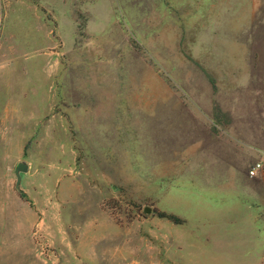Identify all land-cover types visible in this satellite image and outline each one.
I'll return each mask as SVG.
<instances>
[{"label": "rangeland", "instance_id": "1", "mask_svg": "<svg viewBox=\"0 0 264 264\" xmlns=\"http://www.w3.org/2000/svg\"><path fill=\"white\" fill-rule=\"evenodd\" d=\"M225 105L264 119V0H0V264H264Z\"/></svg>", "mask_w": 264, "mask_h": 264}, {"label": "crops", "instance_id": "2", "mask_svg": "<svg viewBox=\"0 0 264 264\" xmlns=\"http://www.w3.org/2000/svg\"><path fill=\"white\" fill-rule=\"evenodd\" d=\"M225 109L231 110V113H226L222 115L221 118H226L225 120H215L211 115L203 113V117L208 121L212 122V126H208L211 129L214 128L218 131V135L214 136L213 144L211 143L208 146V149L213 150L211 158L214 161V166L206 167V174H220V175H230L231 166L229 163L233 159L230 154H228V149L235 151V176H237L236 187H239L240 195H247V206L255 210L253 214V219H260L261 224H264V119L254 123L253 119H239L235 118V105L230 107L225 105ZM200 109L199 111H202ZM220 110V109H219ZM225 116V117H224ZM224 122V123H223ZM252 122L254 124H252ZM212 127V128H211ZM217 127V129H216ZM218 138H224L223 140H218ZM219 146H215L216 143H219ZM231 145L230 148H226ZM211 146V147H210ZM225 151V155L222 157L226 161V165H219L221 161V156L218 152ZM227 155L229 157H227ZM247 157V158H246ZM200 159L199 157H197ZM243 158V160H240ZM219 160V161H218ZM261 161L263 165L257 170L254 177H249L247 175V170L249 164ZM251 162V163H250ZM200 163V162H198ZM222 179V178H221ZM222 183V182H220ZM259 229H263L262 226H259Z\"/></svg>", "mask_w": 264, "mask_h": 264}, {"label": "built area", "instance_id": "3", "mask_svg": "<svg viewBox=\"0 0 264 264\" xmlns=\"http://www.w3.org/2000/svg\"><path fill=\"white\" fill-rule=\"evenodd\" d=\"M261 167V164L259 162L254 163L251 165L247 170V175L249 177H254L256 175L257 170Z\"/></svg>", "mask_w": 264, "mask_h": 264}, {"label": "water", "instance_id": "4", "mask_svg": "<svg viewBox=\"0 0 264 264\" xmlns=\"http://www.w3.org/2000/svg\"><path fill=\"white\" fill-rule=\"evenodd\" d=\"M25 169H26V165L24 163L20 162V163L17 164V166L15 168V172L17 174L19 171H23ZM145 211L148 212L149 209L148 208H145Z\"/></svg>", "mask_w": 264, "mask_h": 264}, {"label": "trees", "instance_id": "5", "mask_svg": "<svg viewBox=\"0 0 264 264\" xmlns=\"http://www.w3.org/2000/svg\"><path fill=\"white\" fill-rule=\"evenodd\" d=\"M160 215H161V216H166V217H168V218H170V219H172V220H175V221H179V219L176 218V216H174L173 214L166 215V214H164V213H161Z\"/></svg>", "mask_w": 264, "mask_h": 264}]
</instances>
